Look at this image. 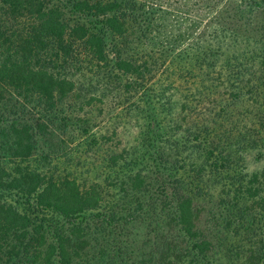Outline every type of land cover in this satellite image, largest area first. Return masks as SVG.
I'll use <instances>...</instances> for the list:
<instances>
[{
    "label": "trees",
    "instance_id": "16d2710c",
    "mask_svg": "<svg viewBox=\"0 0 264 264\" xmlns=\"http://www.w3.org/2000/svg\"><path fill=\"white\" fill-rule=\"evenodd\" d=\"M257 70L264 0H0V264H264V183L235 167L256 141L227 116Z\"/></svg>",
    "mask_w": 264,
    "mask_h": 264
},
{
    "label": "rangeland",
    "instance_id": "374dc122",
    "mask_svg": "<svg viewBox=\"0 0 264 264\" xmlns=\"http://www.w3.org/2000/svg\"><path fill=\"white\" fill-rule=\"evenodd\" d=\"M173 13H174V11H173ZM169 18H170V16H169ZM245 18H246V15L242 16V20H244ZM173 19H174V15H173ZM214 21L215 20L212 17L206 18V20L203 21L201 31L206 29L208 26L211 27V25H212V23H214ZM173 27L174 28L176 27L175 23L173 24ZM195 36H196L195 31H193L192 34H189L188 37L186 36V38H185L186 40H184L185 45L180 48L181 49L180 51H183V49L188 48L189 45L192 43V41L195 39ZM257 72H258V70H257ZM263 73L264 72H262V73L258 72L259 75H262ZM161 77L159 78V82H157V85L161 84V86L159 88H157L156 90H154V89L157 87V85L154 88H150L149 90H146V91H144L142 89L139 90L140 92H142V95L139 92L136 95V97H139L138 102L140 101L141 107H148L146 104L147 102H144V101L147 100L148 98H152V97H150V95L154 96L156 94L158 96L161 93L160 92L161 89L164 88L166 85L165 84L166 83L165 75H163ZM262 77L264 78V75H262ZM226 79L227 78H225V77L219 78V81H216V83H218V84H220L221 82L225 83ZM220 85H223L224 89L226 88L225 84H220ZM240 85L243 87L242 91L244 92V93H242L241 101L237 102L235 100H232L233 102H232L231 107L227 108L229 111V112H227V114H228L227 116L229 119L230 118L233 119L234 115H236L235 118L233 119V122L236 123V129H239L242 132V134H241L242 138L246 141L249 138L254 139L256 141V143L247 146L243 151H240L238 153L242 157V160L240 162H238L239 160L237 162L234 161L237 163V166H235V167H236V170L241 171V173L245 176L246 180L248 178H250L252 176V174L258 173L259 177H260L259 181L264 183V96H263L264 93L262 92L263 87L259 86L257 88V93H259V94H257V102H254V104H252V96L249 93H246V86L244 84H240ZM256 85H254V86H256ZM248 87H250V86H247V88ZM226 91H228V90H226ZM107 100H105V103ZM113 101H115V104L110 103L108 101L106 104H104L103 109L105 111L106 110L113 111L112 113H114L115 111L120 112V111L124 110L125 108L129 107V104H130V103H128V101H124V100H123V102H119L118 100H113ZM113 108H114V110H113ZM108 115L109 114L106 115V113L103 114V116L100 117V119L98 121L100 123H105ZM124 127H126L129 130H132V126H127V123H123V121L120 122V124H118L117 132H118L119 139L122 141L121 144H123V145L125 144L124 140H126V137L123 136L124 134H126V133H124V130H123ZM257 130H259L258 133H257ZM132 137H133V134H132ZM238 137H240V136L238 135ZM197 157H198V155H197ZM197 159L201 160L202 156L198 157ZM184 169H185L186 173L190 172L189 166H185ZM225 183H227V181ZM226 188L229 189L228 186H226ZM209 193L210 194H207V196L204 198L205 202L199 203V205L200 206L201 205L206 206V208L212 209L216 212L217 218L213 216L214 219H212V222L215 223L217 228H220V226L217 224L216 221H218V219L220 217H223V214L221 213V210L223 211V208H222L223 205H219V201H220L221 197L223 199L224 198L229 199L231 197L232 193L230 192L229 195L218 194V192L214 191L213 189H211ZM206 208H203V209L207 210ZM230 210H231V208H229V211ZM232 210L234 211V209H232ZM224 215H226V213H224ZM204 216L206 217V215H204ZM259 217H260V219L262 218L261 216H259ZM259 217L257 216V220H254V222L256 221V225H255L256 228L259 224V222H258L260 220ZM261 225L262 224H260V228H261ZM200 226L202 229L207 231L209 224L207 222H205L204 219L202 218L200 220V225L198 226V228H200ZM217 230L219 231V229H217ZM220 233H221V231L219 232V234ZM222 262H225L224 259H222Z\"/></svg>",
    "mask_w": 264,
    "mask_h": 264
}]
</instances>
